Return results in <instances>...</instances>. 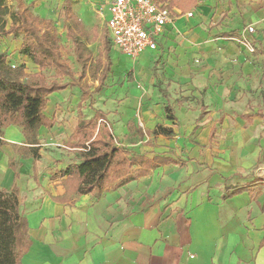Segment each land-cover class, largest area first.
<instances>
[{
    "label": "crops",
    "instance_id": "1",
    "mask_svg": "<svg viewBox=\"0 0 264 264\" xmlns=\"http://www.w3.org/2000/svg\"><path fill=\"white\" fill-rule=\"evenodd\" d=\"M158 1L169 8L168 0ZM171 10L176 18L163 29L156 51L135 62L119 53L139 69L166 65L163 85L157 80L150 91L155 104L143 108L145 124L138 123L134 131L144 151L126 150L113 135L114 145L129 156L167 159L168 164L120 187H114L116 181L99 197H66L61 179L52 177L79 163L67 145L77 124L64 143L77 161L58 167L44 183L37 176L38 160L18 153L24 142L20 129L3 130L9 144L0 146V189L17 191L27 226L20 264H264V81L259 88L255 69L264 62V0H192L185 10ZM248 26L254 28L246 34L253 54L232 42L204 43L208 33L232 39ZM103 29L109 40L104 23ZM191 29L197 53L187 54L201 61L183 56V43L175 40ZM216 50L222 54H211ZM217 62L222 64L217 67ZM188 63L191 67L183 68ZM252 95L260 101L251 103ZM167 105L175 120L166 117ZM219 121L221 141L208 146ZM54 125L39 129V143ZM158 126L170 128L171 136L154 135ZM10 160L19 162L18 169Z\"/></svg>",
    "mask_w": 264,
    "mask_h": 264
},
{
    "label": "trees",
    "instance_id": "2",
    "mask_svg": "<svg viewBox=\"0 0 264 264\" xmlns=\"http://www.w3.org/2000/svg\"><path fill=\"white\" fill-rule=\"evenodd\" d=\"M6 0H0V21L7 15ZM169 8L185 10L192 0H168ZM70 0H64L59 17L70 23L67 36L74 39L82 28L81 22L70 9ZM18 14L19 25H11L6 29V22L0 23V37L17 36L18 31L24 34L20 54L26 56L35 66L42 70H53L57 78H68L70 82H46L39 74L28 82L20 78V73L8 67L0 57V146L7 145L3 140V130L14 126L20 129L24 142L18 149L23 158L32 157L39 160L40 143L38 131L41 127L51 129L53 121L44 116L43 111L48 98L57 92L73 86L81 92L78 108L85 101L92 105L93 94H98L105 86V81L111 71V46L106 31L100 35L101 52L95 59L86 45L74 40L75 61L80 67V73L74 76L72 70L62 57L61 43L57 33L49 25H36V20ZM90 76L96 85L82 82ZM93 90L91 91V88ZM264 100V95H263ZM90 119H83L77 123L67 145L77 152L79 163L68 166L56 173L52 179H61L66 197L70 195H92L99 197L104 191L120 187L137 177L143 176L149 169L168 164L170 160L154 158L148 160L138 154H129L114 145L111 126L105 113L93 109ZM164 111L168 120H175L172 108L165 106ZM140 138L142 130L137 131ZM154 135L171 136L170 128L158 126ZM137 166L135 171L133 168ZM65 178V179H63ZM27 245V226L19 212L17 191L0 189V264H20V260Z\"/></svg>",
    "mask_w": 264,
    "mask_h": 264
},
{
    "label": "rangeland",
    "instance_id": "3",
    "mask_svg": "<svg viewBox=\"0 0 264 264\" xmlns=\"http://www.w3.org/2000/svg\"><path fill=\"white\" fill-rule=\"evenodd\" d=\"M64 0H6L5 7L7 9V15L0 21L6 22V29L11 25H19L18 14L22 13L27 17L36 20V25L42 26L47 24L55 30L61 43L62 57L66 61L69 68L72 70L75 77L79 75L80 68L75 61L73 41H81L87 46V49L91 52L93 58H95L101 51L100 35L103 30V20L107 18V9L102 8L105 0H70V9L75 17L81 22L82 28L80 33H77L74 39L67 36V28L70 23L63 21L59 17L61 5ZM187 21V20H186ZM191 30H187L186 33L177 34L176 41L183 43V56L190 55L194 51L196 44L192 42ZM210 32V31H208ZM207 33V32H206ZM230 37H225L224 34L210 35L204 38V43L217 42L223 40L224 42H232L235 45H242L241 34H232ZM24 34L22 30L18 31L17 36L0 37V57L5 60V64L17 70L20 73V78L33 81V76L39 74L46 82H58L60 84L70 82L68 78H57L53 70L40 71L26 56L20 54V49L23 45ZM219 43V42H218ZM249 54L251 53L247 47H244ZM201 51V50H199ZM111 58L113 62L112 70L106 80L104 89L99 93L92 96V108L88 106V101L84 102L81 107V112L78 109V104L81 99V94L76 87L70 86L65 91L52 95L49 98V103L44 110V114L54 121L53 132H48L40 138V154L41 158L37 161L36 172L38 178L41 181H49L50 176L58 170V167H63L71 162L77 161L76 152L69 151L64 147L65 139L69 132H71L74 126L81 116L85 119H89L93 115L92 109H100L106 113L107 119L113 128V135L117 139L118 145L129 151L142 153L144 143H139L135 137L134 131L138 123H144L143 108L151 102L155 104V100L150 94V91H154V83L157 80H161L160 85H163L166 72V65L159 64L149 65L145 69H139L137 63H125L118 50L113 46L111 48ZM211 54H222L217 50ZM200 55V54H198ZM202 58L199 59L201 61ZM197 61V59H196ZM191 62V60H190ZM227 62L224 61L223 66L226 67ZM222 63L218 64L217 67ZM222 66V67H223ZM185 67H191L188 63ZM255 69L257 72L256 81L262 86L264 81V62L256 63ZM218 71H222L219 69ZM85 82L92 83L91 77H88ZM224 81L217 80V83L222 84ZM258 88V87H257ZM180 90V88H179ZM193 102L194 98L189 97ZM259 100V96L252 95L250 102L255 104ZM196 104V103H195ZM154 106V105H153ZM259 106V105H258ZM254 107V106H253ZM223 112H220V116H223ZM240 113H234L235 117H238ZM231 116V115H227ZM222 121V119H221ZM215 127V133L208 146L219 144L221 136L224 134L222 125L217 122ZM145 124V123H144ZM54 133V134H53ZM45 139V141H44ZM53 139V140H52ZM57 139V140H56ZM54 141V142H53ZM16 148H13L15 151ZM9 163H13L15 168L18 169L19 162L10 160Z\"/></svg>",
    "mask_w": 264,
    "mask_h": 264
},
{
    "label": "built area",
    "instance_id": "4",
    "mask_svg": "<svg viewBox=\"0 0 264 264\" xmlns=\"http://www.w3.org/2000/svg\"><path fill=\"white\" fill-rule=\"evenodd\" d=\"M106 8L103 20L109 40L118 52L135 62L145 52H154L163 29L173 23L174 12L158 0H105L100 12ZM192 14H188L191 17ZM254 33L248 26L241 35V44L255 52L246 34Z\"/></svg>",
    "mask_w": 264,
    "mask_h": 264
}]
</instances>
